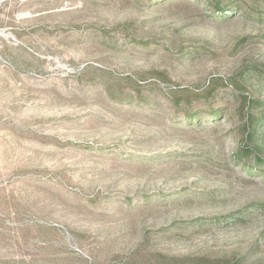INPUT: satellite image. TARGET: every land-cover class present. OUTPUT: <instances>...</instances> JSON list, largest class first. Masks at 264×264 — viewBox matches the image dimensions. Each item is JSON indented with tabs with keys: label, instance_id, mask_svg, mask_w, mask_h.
Here are the masks:
<instances>
[{
	"label": "rangeland",
	"instance_id": "374dc122",
	"mask_svg": "<svg viewBox=\"0 0 264 264\" xmlns=\"http://www.w3.org/2000/svg\"><path fill=\"white\" fill-rule=\"evenodd\" d=\"M0 264H264V0H0Z\"/></svg>",
	"mask_w": 264,
	"mask_h": 264
},
{
	"label": "trees",
	"instance_id": "16d2710c",
	"mask_svg": "<svg viewBox=\"0 0 264 264\" xmlns=\"http://www.w3.org/2000/svg\"><path fill=\"white\" fill-rule=\"evenodd\" d=\"M216 10H217V16L218 17H223L224 15V12H226L223 8H221V7H219V6H217V8H216ZM218 116H219V114L218 115H211L210 117L212 118V119H215L216 117L218 118ZM188 119V121L189 122H192L193 120H198V116H196V115H189L188 117H187ZM252 126H253V129L255 128L254 127V123H252ZM255 130V129H254ZM255 132V131H254Z\"/></svg>",
	"mask_w": 264,
	"mask_h": 264
}]
</instances>
